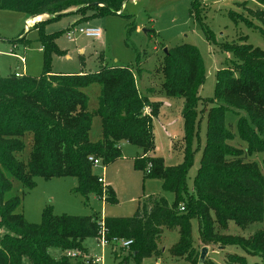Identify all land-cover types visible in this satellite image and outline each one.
<instances>
[{"label":"trees","instance_id":"16d2710c","mask_svg":"<svg viewBox=\"0 0 264 264\" xmlns=\"http://www.w3.org/2000/svg\"><path fill=\"white\" fill-rule=\"evenodd\" d=\"M128 1L0 0L1 10L21 13L26 20L49 16L32 26L40 34L43 73L39 77L0 76V264H22L23 258L30 264H85L90 255L83 243L87 238L99 239L102 230L114 247L118 242L132 241L126 249L135 264L158 254L164 230H177L179 240L171 255L198 264L199 254L192 241L194 219L199 222L204 246L238 247L261 259L253 264H264L263 230L247 238L227 234L230 222L245 230L264 218V172L251 161L252 155L264 152L263 51L243 38L240 43L225 45L239 63L232 62L216 73L215 96L207 100L199 94L205 68L198 49L185 44L164 51L157 70L163 77L161 92L184 100L183 162L175 167H167L162 158L153 156V120L162 103L142 94L137 83L140 76L130 68L103 65L95 73L50 71L51 55L62 52L56 44L59 34L44 32L47 23L70 14L80 15L81 20L123 16V5ZM257 2L264 7V0ZM198 10L193 0L192 12L197 14ZM257 19L262 22L258 29L264 36V10ZM92 84L99 85L100 93L97 108L90 111L84 90ZM203 103L211 105L206 143L190 189L188 173L200 139L197 109ZM95 117L101 120V136L93 143L90 132ZM26 135L32 139L25 162L21 157ZM122 143L142 150L134 159L135 169L143 170L145 178L161 180L162 190L174 196L172 203L163 197L144 196L135 214L127 218H107L97 212L59 217L45 210L41 224L36 225L28 223L19 211L21 196L7 197L13 190L12 181L29 191L36 178L74 177L78 182L75 191L85 200L96 196L116 203L114 189L98 182L89 158L105 165L113 163L122 158ZM52 247L66 255L53 259L48 253ZM73 253L79 257H72ZM226 263L247 261L244 256L227 254ZM205 264L215 263L206 258Z\"/></svg>","mask_w":264,"mask_h":264},{"label":"rangeland","instance_id":"374dc122","mask_svg":"<svg viewBox=\"0 0 264 264\" xmlns=\"http://www.w3.org/2000/svg\"><path fill=\"white\" fill-rule=\"evenodd\" d=\"M199 10L192 12L193 0H129L123 5V16L81 20L80 15L70 14L49 22L44 26L46 34L58 33L56 44L61 54L51 55L50 71L52 73H95L103 65L130 68L136 76L139 90L154 102L162 103L158 115L153 120V135L156 146L154 157L162 158L167 167H175L183 162V98H170L161 92L163 77L157 70L163 60L164 50L181 45L195 46L205 68V81L200 89L203 99L215 96L216 73L231 65L239 63V58L225 45L242 42L264 52V36L259 31L262 22L257 14L264 7L257 0H196ZM240 19H234L232 14ZM128 16V17H127ZM130 16V17H129ZM49 18L43 15L44 21ZM26 17L18 12L0 9V76L10 77L15 73L39 77L44 71V54L39 42L40 34L30 24H25ZM30 21V20H29ZM39 20L37 22H40ZM36 22V21H35ZM253 25L249 26V23ZM29 24V23H28ZM96 28L102 31L99 38H89L76 32L72 38L67 37L70 29ZM129 28L131 32L129 33ZM210 36V37H209ZM25 37V40H23ZM24 57L23 65L18 57ZM150 90V92H149ZM152 90V92H151ZM91 111L97 108L100 87L92 84L86 88ZM210 104H200L197 113L200 123V139L193 165L188 173V187L192 189L193 180L199 169L203 147L206 143L207 112ZM101 120H93L90 140L95 143L100 139ZM31 135L24 137L26 148L21 159L27 161L31 150ZM238 142V141H235ZM123 158L105 165L93 167L97 178L110 180L116 194V203L105 202L96 196L85 200L75 189L77 179L36 178L32 190L13 182V190L7 197H22L19 211L30 224L39 225L42 214L50 210L55 216H92L94 212L107 218L132 217L144 196L163 197L172 203L174 196L162 190L158 179L145 178L143 170H136L134 159L142 154L136 146L122 143ZM243 146V145H242ZM251 161L264 172V152L255 153ZM264 231V218L260 224H253L247 229L238 228L229 223L227 234L249 237L257 230ZM177 230H164L158 254L144 259L142 264H188L184 258L171 255L172 247L178 242ZM193 246L199 254L208 248L207 259L215 264H227L226 255L244 256L247 264L260 262L258 256L246 255L241 248L206 245L201 242L199 222L192 220ZM84 247L90 256L101 257L103 264H135L130 259V250L123 248L122 242L116 246L102 245L99 239L87 238ZM49 255L60 260L65 254L61 249H48ZM22 264H30L23 258Z\"/></svg>","mask_w":264,"mask_h":264},{"label":"built area","instance_id":"2783aa9c","mask_svg":"<svg viewBox=\"0 0 264 264\" xmlns=\"http://www.w3.org/2000/svg\"><path fill=\"white\" fill-rule=\"evenodd\" d=\"M26 24L29 26L28 22H26ZM78 32L80 34H83L85 35L86 37H89V38H99L102 34V31L100 29H96V28H86V29H73L72 30H68L67 31V37L68 38H72L74 36V34ZM20 62L25 65L26 64V60L24 57H18ZM22 74L20 73H15V76L16 77H20ZM89 161L92 162V165L93 167H96V166H99L102 164L101 160L99 159H96V158H93V157H90L89 158ZM98 182L100 184H102L103 187H105V184H104V179L103 178H98ZM99 240L101 242L102 245H109V242L107 241L106 237H105V231L102 230L101 232V235L99 237ZM132 243V241H123L122 244H123V247L127 248L130 246V244ZM69 255H71V253H69ZM72 257H79L77 256V254L73 253L72 254ZM86 259V260H85ZM85 264H103V260L101 257H93V256H89V257H85Z\"/></svg>","mask_w":264,"mask_h":264},{"label":"water","instance_id":"95a60500","mask_svg":"<svg viewBox=\"0 0 264 264\" xmlns=\"http://www.w3.org/2000/svg\"><path fill=\"white\" fill-rule=\"evenodd\" d=\"M58 15H56L55 17H57ZM35 18V17H34ZM33 19V18H32ZM165 52L167 51V50H164ZM208 253H209V250H208V248H203L202 250H201V253H200V257H199V261H198V264H205V260H206V257H207V255H208Z\"/></svg>","mask_w":264,"mask_h":264},{"label":"crops","instance_id":"0c3cea01","mask_svg":"<svg viewBox=\"0 0 264 264\" xmlns=\"http://www.w3.org/2000/svg\"><path fill=\"white\" fill-rule=\"evenodd\" d=\"M29 20H32V18H30V19H28V20H25V24H26V22H29ZM34 23H36V22H34ZM30 25V24H29ZM23 75V74H22ZM24 75H25V73H24ZM163 105V104H162ZM91 111V110H90ZM121 150H122V152H123V147H121ZM156 151V150H155ZM122 158H123V156H122ZM104 184H105V186H110V187H112L111 185H113V182L112 181H110V180H104ZM113 188V187H112Z\"/></svg>","mask_w":264,"mask_h":264},{"label":"bare ground","instance_id":"6f19581e","mask_svg":"<svg viewBox=\"0 0 264 264\" xmlns=\"http://www.w3.org/2000/svg\"><path fill=\"white\" fill-rule=\"evenodd\" d=\"M38 20H42V16H37V17L33 18L32 20H30L28 23L33 24L35 21H38Z\"/></svg>","mask_w":264,"mask_h":264}]
</instances>
